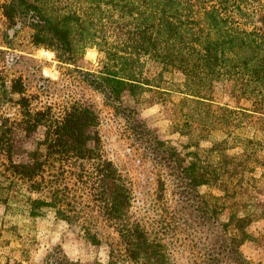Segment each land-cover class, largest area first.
I'll return each instance as SVG.
<instances>
[{
	"label": "trees",
	"instance_id": "obj_1",
	"mask_svg": "<svg viewBox=\"0 0 264 264\" xmlns=\"http://www.w3.org/2000/svg\"><path fill=\"white\" fill-rule=\"evenodd\" d=\"M3 12L24 18L33 44L68 60L97 49L100 67L84 71V80L132 118L136 139L163 166L161 190L168 183L176 196L153 229L132 211L128 180L103 151L96 111L79 102L58 113L34 107L21 77L0 75V106L12 103L19 114L0 116L5 214L18 209L35 221L52 210L93 245L101 241L98 219L116 233L127 264H172L174 236L194 241L195 264H258L241 246H264V230H247L264 222V0H10ZM216 83L249 108L215 104ZM150 89L174 108L184 151L133 117ZM39 127L43 136L27 160H15L16 137ZM22 225L0 227V240L21 237ZM43 263L82 264L65 254Z\"/></svg>",
	"mask_w": 264,
	"mask_h": 264
},
{
	"label": "rangeland",
	"instance_id": "obj_2",
	"mask_svg": "<svg viewBox=\"0 0 264 264\" xmlns=\"http://www.w3.org/2000/svg\"><path fill=\"white\" fill-rule=\"evenodd\" d=\"M9 2L10 0H0V75L7 80L21 77L34 107L50 105L52 111L58 113L62 107L64 109L73 102H79L94 109L98 115L97 130L101 136L103 151L127 178L131 188L132 211L149 221L155 229L159 216L166 209L171 211L176 206V196L168 183L165 185V192L161 190L159 178L163 176V166L153 161L136 139L138 134L131 128L132 118L116 111L100 91L84 80V71L95 72L100 67L97 49L88 48L82 57L71 61L52 47L36 46L31 41L33 30L23 17L15 14L10 19L4 15V8ZM44 70L49 74L45 75ZM146 96L147 101L135 106L136 114L133 117L141 119L160 140L174 145L177 152L184 151L181 144L185 138L174 129L176 120L172 105L159 100L154 89H150ZM123 98L126 103L130 102L127 94ZM212 99L215 104L228 105L229 108L250 106L246 100L239 101L228 96L221 83L215 84ZM0 116L18 118L17 106L9 102L3 103L0 106ZM254 116L258 117L257 114ZM43 132L44 127H39L29 137H24L23 133L18 135L14 143V159L26 161L28 152L35 148ZM206 145L207 143L201 144L202 147ZM204 190L205 187L202 186L201 191ZM34 196L36 193H33ZM18 207L20 209L21 204ZM5 212V206L0 203V227L7 228L11 223H17L20 227L23 224L22 230L20 229L22 236L0 240V264H44L43 259L51 254H65L68 259L82 264H127L116 233L104 227V222L98 219L93 223L99 229L101 241L93 245L83 239L77 227L69 226L56 218L52 210L46 209L44 215L35 221L24 219L18 209L12 215ZM247 230L258 236L264 230V222L252 223ZM196 235L203 236L202 233L199 236L198 232ZM175 238L174 236L169 240L171 263L195 264L200 256L192 246L194 241ZM241 251L250 261L264 264L263 243L246 241L241 246Z\"/></svg>",
	"mask_w": 264,
	"mask_h": 264
},
{
	"label": "water",
	"instance_id": "obj_3",
	"mask_svg": "<svg viewBox=\"0 0 264 264\" xmlns=\"http://www.w3.org/2000/svg\"><path fill=\"white\" fill-rule=\"evenodd\" d=\"M44 74H45V75H48L49 73H48L46 70H44Z\"/></svg>",
	"mask_w": 264,
	"mask_h": 264
}]
</instances>
